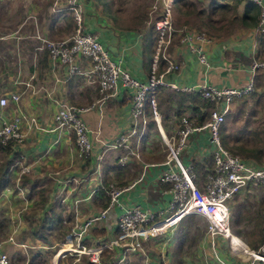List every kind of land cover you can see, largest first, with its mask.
<instances>
[{"label": "crops", "instance_id": "obj_1", "mask_svg": "<svg viewBox=\"0 0 264 264\" xmlns=\"http://www.w3.org/2000/svg\"><path fill=\"white\" fill-rule=\"evenodd\" d=\"M189 2L197 11L194 15L196 20L203 22L213 4V0H168L164 3L165 7L162 6L164 10L160 19L166 5L172 3L173 29L171 43L165 46L163 53L169 60L176 62L178 67L167 72L168 62L161 56L162 60L158 59L157 62V76H163L166 83H174L179 89L169 85L159 86L156 99L158 117L156 119L151 110H147V129L140 143L136 139L133 141L140 159L130 157L126 164L119 162L126 150L123 147L108 148V145L132 125L131 91L121 87L113 98L103 102L100 90L89 79L82 75L70 76L65 66L49 59L48 52L41 49V36L48 37L49 33H57L60 28L72 22L67 17L62 22L58 14L52 11L55 0H47L44 4L43 0L26 3L33 18L36 15L41 19L44 15L41 20L43 23L47 21L49 30H45L41 36L33 34L35 23L30 20V15L24 20L14 19V14L18 12L17 4L11 10V21H1L0 95L16 92L20 95V102L16 105L10 102L0 113V125L5 117L14 114L36 117L39 125L35 127L24 120V143L11 147L10 151L0 150V155L7 158L5 164L0 163V176L4 173L10 176L5 184L0 181V215L3 218L0 220V228H4L8 221L18 219L22 200H26L27 209L38 205L40 209L34 218L44 221L41 228L38 224H23V227L15 226L13 231L10 229L8 238L3 241L13 260L19 262L18 258H22L23 261L19 263H30L34 256L30 253L35 254L33 250L44 254L46 251L43 250L49 247L41 244L39 241L42 240L36 235L47 230L50 234L57 228H70V234L65 237L68 243L73 242L70 239L72 231L107 207L109 199L102 187L109 183L126 188L122 201L140 204L155 211H165L171 200L170 185L159 181V176L167 168L164 164L166 156L164 158L162 154L165 150L155 148L150 142L158 136L165 144L163 135H172L176 131L181 116H189L194 122L201 123L196 115L202 109H197L196 101L202 97L182 88L206 84L219 88L244 89L264 72L259 70L253 75L251 70L254 60H264V38L257 33L255 26L245 27L242 24L247 1H242L238 6L239 19L235 21L237 27L234 31L222 25L225 31L218 35L205 28L199 30L195 26V17L184 11V4ZM222 2L232 3L230 0ZM123 8L118 0H85L86 28L98 35L114 60H121L135 78L148 83L157 47L156 29H150L149 23L140 24L137 17V22H133V18L127 19ZM177 23L182 28L176 29ZM212 27L217 25L208 26L213 30ZM200 32L205 34V39L196 44L203 47L208 59L207 65L201 63L190 45L182 41L187 33ZM110 47L115 48L117 55L109 50ZM60 103L87 109L83 118L91 130L94 143L93 155L87 160L79 157L72 133L53 130V118ZM210 157L211 147L207 134H195L184 153V162H203ZM21 166H26L29 171L23 172ZM228 204L229 228L233 238L256 251L264 244L263 188L250 187ZM204 222L207 221L202 216H187L167 235L146 241L142 253L128 255L119 262L120 248L106 250L110 255L109 260H102L105 253L101 256V264H264L254 260L247 252L243 255L231 247L225 236H216L213 246L207 228L204 229L207 225ZM31 233L37 238L35 243L28 238ZM118 233L112 214L108 219L88 227L82 243L87 246L97 245L115 238ZM19 234L17 239L16 235ZM59 245L56 242L53 247ZM57 252L52 263L48 264H68L66 258L69 254L61 257ZM75 255L78 257V254Z\"/></svg>", "mask_w": 264, "mask_h": 264}, {"label": "built area", "instance_id": "obj_2", "mask_svg": "<svg viewBox=\"0 0 264 264\" xmlns=\"http://www.w3.org/2000/svg\"><path fill=\"white\" fill-rule=\"evenodd\" d=\"M85 0H55L52 11L58 14L63 22L65 17L74 23V32L60 40L41 38V49L46 50L49 59L61 66H65L70 76L82 75L96 85L102 95V101L113 98L119 88L131 91L132 125L123 131L119 137L108 145V148L123 147L126 153L120 157L119 162L126 164L130 157L140 159V153L133 147V141L140 140L147 129V106L157 119L156 88L160 85H169L179 89L174 84H168L163 76H157V62L163 56L168 62L167 72L178 67L177 63L165 57V46L171 43V9L172 3L166 5L165 14L156 22L158 43L154 56V65L148 83L135 78L124 66L121 60H114L108 49L100 42L98 35L87 31L84 13ZM170 1V0H169ZM259 8V19L256 31L264 35V0H247ZM66 23V22H65ZM205 39L204 33H187L182 40L190 45L191 50L198 55L203 64L208 59L203 47L196 43ZM86 63V66L84 64ZM253 75L257 71H264V60L257 59L251 64ZM251 81L244 89L219 88L212 85L199 84L182 88L200 94L202 99L215 104L216 109L202 124L194 122L189 116H182L176 131L170 135H163L168 148V156L164 164L167 168L159 176L161 183L170 185L171 200L165 211H155L140 204L122 201V194L126 188L115 183L102 187L109 201L107 207L99 214L90 217L77 230H73L70 239L73 242L62 243L57 254L66 257L68 254H78V257L87 255L91 263L101 264V255L106 250L120 248L121 253L117 259L122 262L128 255L139 254L144 251L145 242L163 237L170 233L179 222L190 215L202 216L207 221V232L215 246L216 236H225L232 247L229 237L230 210L228 202L240 195L250 187L264 188V167H259L229 151L222 140L221 130L226 122L230 106L235 97H239L253 88ZM16 105L20 102V95L16 92L0 95V113L8 107L9 103ZM87 109L68 103H60L58 111L53 118V130H65L73 134L78 155L87 160L93 155L94 143L91 130L83 118ZM38 127L36 117H25L20 114L7 116L0 125V147H17L25 141L26 133L23 131V121ZM159 124V122H158ZM205 132L211 147L212 169L204 181L197 184L194 165L186 164L183 156L192 137ZM25 155L22 156V159ZM23 172L29 171L21 166ZM117 209L119 213L116 214ZM114 214L118 235L106 242L87 246L82 243L84 233L93 224L108 219ZM74 244L76 246H74ZM5 242L0 241V264H29L19 263L7 253ZM254 260L264 263V244L256 251L249 253Z\"/></svg>", "mask_w": 264, "mask_h": 264}, {"label": "rangeland", "instance_id": "obj_3", "mask_svg": "<svg viewBox=\"0 0 264 264\" xmlns=\"http://www.w3.org/2000/svg\"><path fill=\"white\" fill-rule=\"evenodd\" d=\"M37 0H4L0 2V23L1 21H6V23L10 22L12 19L11 10L13 7L15 8L16 4L18 5V12L14 14V19H20L24 20L27 15H30V20L33 21V27L35 32L33 33L35 36L40 34V36L44 33L45 30H49L47 21L42 22L41 19H44V15L41 16V19L39 16L31 15L28 10V5L26 3H33ZM47 0H43V4ZM54 1V0H53ZM168 0H118L119 4L125 10V16L126 18H130L133 20V22H137L135 17L138 18V22L140 24L149 23L148 25H151L150 27L153 29V26L156 24V20L158 21L162 15L163 8L165 7L164 3H167ZM247 1V0H246ZM191 2L184 4L185 9L184 11L188 14H192L193 16H196V10L195 7L190 5ZM184 12V13H185ZM232 10L225 12L220 10L218 12V15H220V19L224 21L225 19L230 18V15H232ZM165 14V12H164ZM194 16V17H195ZM219 19V17H217ZM215 21V20H214ZM132 22V21H129ZM234 21H231L233 23ZM200 23H203V20H196L195 17V26H198ZM132 25L134 23H131ZM138 24V25H140ZM35 25V26H34ZM74 23L71 22L67 27L60 28L57 33L50 34L48 37L41 36L43 38H47L50 40H60L62 38H65L67 36H70L74 32ZM145 26V25H144ZM200 26H204L203 24H200ZM176 29L182 28V25H179L177 23L175 25ZM237 27V26H236ZM207 30V27H205ZM156 33L158 34L157 28ZM203 28H199V30H202ZM235 27L231 30L233 32ZM197 30V29H196ZM43 31V32H42ZM197 33V32H196ZM67 34V36H64ZM156 34L157 43H158V35ZM253 88L243 95L239 97H235L234 100L231 103L230 110L228 112L226 122L224 123L222 130H221V136L223 143L225 147L231 151L233 154L239 156L240 158L249 161L259 167H264V72H261V74L257 77V79L253 83ZM197 102V109L201 110L200 114L196 115V118L201 119V122L207 120L209 118V114L212 110L216 109L215 104L204 100L199 99ZM196 111V110H195ZM204 111V112H203ZM170 136V135H167ZM153 142L152 145L155 146V148L161 149L163 157L167 159L168 156V148L164 144L162 140H160V137H154L152 138ZM152 141V140H151ZM0 155V163L5 164L6 159ZM202 157V156H201ZM208 159L207 164L205 167L202 168V170L198 171L199 174V180L205 179L207 173L209 170L212 169L213 163L212 158H206ZM196 160H193L195 162ZM1 169V168H0ZM204 181V180H203ZM202 181V182H203ZM201 182V183H202ZM264 190V188H263ZM26 200H22L21 202V210L17 218H14L13 220L8 221V224L4 228H0V241L5 240L8 238L10 229L13 231L14 227L16 226L19 228V225L23 227V224H26L28 226H35L38 224V227H42L43 220L36 219L34 216L38 213L40 207L38 205H35L31 209H27L26 206ZM31 206V205H30ZM24 207V208H23ZM25 209V210H24ZM0 220H3L2 214L0 215ZM4 220H8L7 218H4ZM207 224V222H204V225ZM42 225V226H41ZM207 228V225L204 226V229ZM68 232V233H67ZM71 232L70 228L65 229H54V231H51L50 234L47 232H43V234L46 236V239H42L41 244L49 247L48 250L43 254V257L48 260L49 263H52L53 258L58 251V248L53 247V244L58 242L59 244L66 243V235L68 236ZM64 233V235H63ZM67 233V234H65ZM32 234V233H31ZM17 239L20 237L19 235H16ZM28 237V236H27ZM31 240L37 239L36 237L30 235L28 237ZM26 240V239H25ZM39 240V239H38ZM35 243V241H34ZM34 243H28V245H32ZM62 247V246H60ZM32 251V250H31ZM35 254L37 255L38 253ZM30 253V252H29ZM106 252H104L102 255H104ZM35 256L34 253H30ZM101 255V256H102ZM77 259H80L79 261ZM104 261L109 260L108 254L103 257ZM19 262H22L23 259L18 258ZM66 261L68 264H73L74 262L76 264H87L89 261V257L87 255H82L81 257H77L75 254L68 255L66 258ZM77 261V262H76Z\"/></svg>", "mask_w": 264, "mask_h": 264}, {"label": "trees", "instance_id": "obj_4", "mask_svg": "<svg viewBox=\"0 0 264 264\" xmlns=\"http://www.w3.org/2000/svg\"><path fill=\"white\" fill-rule=\"evenodd\" d=\"M222 1H224V0H213V4L211 5L209 15H206V20L203 23H200V24L205 25V27H207V30L213 31L217 35L219 33L221 34V32H223V31H225V28H223L224 26H222V25H225L227 28H229L228 30H230V29L232 30L235 26H237V24L235 23V21L239 19V13H238L237 9H238L239 4L242 3V1H244V0H230V1H232V3H223ZM220 10L225 11V12L232 10V12H231L232 15H230V18L222 21L220 19V15H218V12ZM217 17H219V19H217ZM210 19H214L215 21H211ZM258 19H259V8H258V6L252 2L247 1L245 8H244L243 15H242V22H243L242 24H244L245 27H252V26L256 27L257 23H258ZM231 21H234V22L231 23ZM70 24H71V22H70ZM200 24L197 26L198 29L199 28L204 29L205 27L200 26ZM210 24L217 25V27H214V28L212 27L213 28V30H212V29L208 28V26ZM155 27H156V24L153 26V29ZM150 29H152V28H150ZM172 35H173V32L171 33V36ZM261 36H262L261 38H264V35H261ZM159 60H162L161 57L159 58ZM158 88H159V86L156 88V99H157ZM195 93L196 92H192V94H195ZM149 109H150V105L147 106V110H149ZM199 122H201V119H199ZM202 123L203 122H201L199 124H202ZM11 147H12V145H9L7 147H0V150L1 149H8V151H10ZM207 162H208V159H205L203 162H198V161L193 162L194 171L196 173L195 181L197 182V184H200V182L202 181V180L201 181L199 180V174H198L199 168H200V170H202V168L205 167ZM9 180H10V176H8V174L4 173V175L0 176L1 184H5ZM36 237L39 238L40 240L46 239V236L44 234H40V233L37 234ZM107 254L108 253H106L105 255H107ZM108 256L110 257L109 254H108ZM29 264H48V261L46 260L45 257H43V254L39 253V254L32 257ZM87 264H95V263H91L90 261H88Z\"/></svg>", "mask_w": 264, "mask_h": 264}, {"label": "bare ground", "instance_id": "obj_5", "mask_svg": "<svg viewBox=\"0 0 264 264\" xmlns=\"http://www.w3.org/2000/svg\"><path fill=\"white\" fill-rule=\"evenodd\" d=\"M229 237L231 238L232 246L235 249H237L238 251H241L243 255H246V252L249 253V248L247 246L239 243L236 239L233 238L232 234H229Z\"/></svg>", "mask_w": 264, "mask_h": 264}, {"label": "water", "instance_id": "obj_6", "mask_svg": "<svg viewBox=\"0 0 264 264\" xmlns=\"http://www.w3.org/2000/svg\"><path fill=\"white\" fill-rule=\"evenodd\" d=\"M109 50H110L112 53H114L115 55H117V53H116V51H115V48L110 47Z\"/></svg>", "mask_w": 264, "mask_h": 264}]
</instances>
